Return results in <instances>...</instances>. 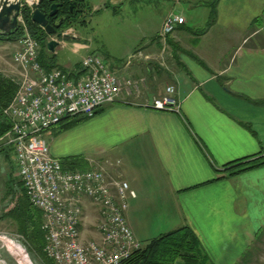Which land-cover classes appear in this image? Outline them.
I'll list each match as a JSON object with an SVG mask.
<instances>
[{
	"label": "crops",
	"instance_id": "1",
	"mask_svg": "<svg viewBox=\"0 0 264 264\" xmlns=\"http://www.w3.org/2000/svg\"><path fill=\"white\" fill-rule=\"evenodd\" d=\"M149 2L155 9L142 11ZM135 4L141 7L111 36L105 58L122 84L120 98L91 118L67 128L73 119L62 121L42 136L59 161L80 158L86 168L98 165L129 183L136 196L125 216L140 247L187 227L211 262L237 264L264 230V0H85L81 13L116 17ZM170 14L182 15L184 23L163 39ZM81 16L62 31L79 38L66 29L86 26ZM69 35L54 52L39 50L38 60L44 69L61 68L76 80L91 53L85 47L87 54L75 64L66 55L55 58L69 44L78 47ZM170 84L179 111L143 106ZM3 148L0 180L9 159L18 180L14 154ZM242 163L248 168L230 174ZM12 195L0 192V208ZM144 203L159 204L167 222L156 226L136 217ZM86 216L97 219L88 201ZM10 259L0 250V260Z\"/></svg>",
	"mask_w": 264,
	"mask_h": 264
},
{
	"label": "built area",
	"instance_id": "2",
	"mask_svg": "<svg viewBox=\"0 0 264 264\" xmlns=\"http://www.w3.org/2000/svg\"><path fill=\"white\" fill-rule=\"evenodd\" d=\"M38 1L20 3V33L12 56L20 76L15 78V93L3 109L11 127L0 138V147L8 146L13 152L17 176L27 198L42 213L43 252L54 264H119L140 247L125 216L135 191L127 181L109 175L98 165L63 168L51 155L42 133L69 117L91 118L99 108L120 98L122 84L109 62L94 54L82 59V74L76 80L61 68L44 69L38 60V40L29 33L22 15L25 7L31 15ZM183 23L182 15H168L160 37L164 39ZM175 91L173 84L167 85L163 95L143 106L179 111ZM86 201L97 212L95 228L101 235L100 242L81 243ZM0 242L12 250L16 245L20 247L15 243V234H0Z\"/></svg>",
	"mask_w": 264,
	"mask_h": 264
},
{
	"label": "trees",
	"instance_id": "3",
	"mask_svg": "<svg viewBox=\"0 0 264 264\" xmlns=\"http://www.w3.org/2000/svg\"><path fill=\"white\" fill-rule=\"evenodd\" d=\"M78 1L84 7L85 0ZM70 2L71 0L64 1L63 6L59 9V16H65L67 19L63 28L80 21L78 18L80 12L76 10L72 13L69 12L68 5ZM51 4L49 0L39 1L36 8L48 10ZM29 12L30 10L26 7L22 9V15L28 24L29 30L35 39L44 43V38L46 37L44 31L40 26L31 21ZM18 33H16V36ZM15 90L16 85L14 82L0 74V138L11 127L9 118L2 114V110L12 99ZM98 112L99 110L96 111V113ZM68 119L73 120L65 124L64 128L75 125L87 118L75 116L62 121ZM60 162L63 168L86 169V165L80 158L66 159ZM245 165V163H242L234 166L235 170L230 171V174L247 169L248 167ZM16 181L15 184L18 185V190L15 191V188L9 189V192L13 194L11 199L13 205L8 208V204H6L4 205L5 207L3 206L1 208L0 219H11L14 221L17 225L18 235L26 239L32 253L36 254L43 264H54L53 260L49 259L43 252L44 232L41 228L42 213L29 202L20 179ZM177 261H181L182 264H214L201 248L196 236L187 227L163 233L152 238L145 245L133 250L119 264H175ZM240 263L246 264L248 262L245 261V257L243 256Z\"/></svg>",
	"mask_w": 264,
	"mask_h": 264
},
{
	"label": "rangeland",
	"instance_id": "4",
	"mask_svg": "<svg viewBox=\"0 0 264 264\" xmlns=\"http://www.w3.org/2000/svg\"><path fill=\"white\" fill-rule=\"evenodd\" d=\"M146 6V4H143L142 7L138 4H135L133 6L126 5L121 9L119 15L116 17L111 15V13H109L108 15L90 13L87 9L85 10V13H79L80 16L81 14H83V16L87 19V25L84 27L73 26L66 29L68 33H71L74 30L78 32L79 38L77 37V39L73 38V34H68L69 37L78 40V47L76 46L77 42L75 43V45L69 44L62 51L57 50L55 52V58H60L61 56L66 55L68 59H72V63L75 64L81 59V57H83V55L87 54V51L84 49L85 47L89 48L88 52L91 54L99 55L103 58H108V49H110L111 46V36L116 37L119 34V30L120 28H122L120 24H122V21L124 19L134 18L133 14L136 11V8L141 7L142 11L145 9H148L149 11L150 9H155L154 2H149L147 8ZM132 9L134 10V12L131 11ZM138 14L139 13L136 14V17L138 16ZM80 16L78 17L79 19L82 17ZM29 33L31 34L30 30ZM15 36L16 35L9 38L0 37V74L3 77L11 80L12 82L15 81V78H18V76H20L18 67L12 59L14 52L17 50ZM38 43V52L39 50H41L44 54H46L44 43H42L41 41H38ZM14 84L16 85L15 82ZM5 147L6 146H4V148ZM5 167L7 169H5L4 175L2 176L4 178L0 180V192L3 194L4 192L8 191V189L15 188L16 181L14 175L15 170L13 169L14 166L12 167V162L10 159L6 161ZM12 205L13 203L9 202L8 208H10ZM164 213L166 212L164 211ZM164 213L160 211L159 204L144 203L142 209L140 208L138 212L136 211L135 216H141L140 220H142L145 224L152 223L153 225L157 226L158 224L163 225L167 222V216L164 217ZM82 221L83 223L80 226L81 243H86L90 241L100 242L101 235L95 228L97 219H95L93 216H86V218H84L83 215ZM5 232L15 234V243L20 244L19 248H17L18 245H16L15 250H12L11 248H9V246L4 244L2 245V243L0 242V250H2L6 257L11 258L10 260L12 263L10 262V264H43L39 257L36 254L32 253L26 239L23 238L21 235H18L19 233L17 231V225L11 219H0V234H4ZM138 237L142 239V241H145L147 239V237L143 234H140ZM136 240L139 243V240L137 238ZM245 253L243 254V256L245 257V261L248 262L246 264H264V230L259 234L255 243ZM241 260L237 264H242L240 263ZM0 264H6V262L0 260Z\"/></svg>",
	"mask_w": 264,
	"mask_h": 264
},
{
	"label": "water",
	"instance_id": "5",
	"mask_svg": "<svg viewBox=\"0 0 264 264\" xmlns=\"http://www.w3.org/2000/svg\"><path fill=\"white\" fill-rule=\"evenodd\" d=\"M43 1V0H40ZM52 4L48 10H40L36 8L33 10L30 19L32 22L40 26L45 34L44 44L48 51L54 52L60 45L62 38L68 37V34L62 30L57 31L63 22L66 20L65 16H60L54 22H50L49 18L57 16L59 9L63 6L66 0H49ZM120 0H112V3H118ZM21 0H0V37L9 38L14 36L18 31L17 18L20 14ZM80 3L71 1L68 5L69 12L72 13L75 9L77 12L82 11L79 7ZM48 37H52L49 38Z\"/></svg>",
	"mask_w": 264,
	"mask_h": 264
},
{
	"label": "flooded vegetation",
	"instance_id": "6",
	"mask_svg": "<svg viewBox=\"0 0 264 264\" xmlns=\"http://www.w3.org/2000/svg\"><path fill=\"white\" fill-rule=\"evenodd\" d=\"M57 1V0H56ZM71 1H77L78 3H80L78 0H71ZM83 5H79V7H80V9H82V11H83V7H82ZM76 10V9H75ZM82 11H80V13L82 12ZM60 16H59V13H58V15L57 16H54V17H51V18H49V21L50 22H54L56 19H58ZM67 20V19H66ZM66 20L63 22V24L61 25V27L57 30L58 32L59 31H61L62 29H63V26H64V24H65V22H66Z\"/></svg>",
	"mask_w": 264,
	"mask_h": 264
},
{
	"label": "bare ground",
	"instance_id": "7",
	"mask_svg": "<svg viewBox=\"0 0 264 264\" xmlns=\"http://www.w3.org/2000/svg\"><path fill=\"white\" fill-rule=\"evenodd\" d=\"M17 248H19V247L17 246Z\"/></svg>",
	"mask_w": 264,
	"mask_h": 264
}]
</instances>
